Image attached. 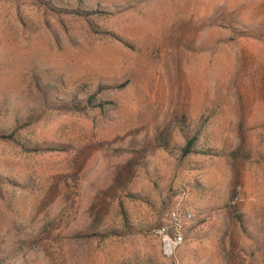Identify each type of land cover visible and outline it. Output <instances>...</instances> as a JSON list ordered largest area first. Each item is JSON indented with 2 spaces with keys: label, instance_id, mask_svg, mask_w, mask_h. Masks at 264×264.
I'll list each match as a JSON object with an SVG mask.
<instances>
[{
  "label": "rangeland",
  "instance_id": "1",
  "mask_svg": "<svg viewBox=\"0 0 264 264\" xmlns=\"http://www.w3.org/2000/svg\"><path fill=\"white\" fill-rule=\"evenodd\" d=\"M0 264H264V0H0Z\"/></svg>",
  "mask_w": 264,
  "mask_h": 264
},
{
  "label": "trees",
  "instance_id": "2",
  "mask_svg": "<svg viewBox=\"0 0 264 264\" xmlns=\"http://www.w3.org/2000/svg\"><path fill=\"white\" fill-rule=\"evenodd\" d=\"M12 138V137H11ZM12 140V139H11ZM195 139H192L191 141H189L188 142V144H187V146H186V148L184 149V155H188V154H190V153H192L193 151H192V147H193V145H194V143H195Z\"/></svg>",
  "mask_w": 264,
  "mask_h": 264
},
{
  "label": "built area",
  "instance_id": "3",
  "mask_svg": "<svg viewBox=\"0 0 264 264\" xmlns=\"http://www.w3.org/2000/svg\"><path fill=\"white\" fill-rule=\"evenodd\" d=\"M167 250H168V251H170V250H171V245H169V246L167 247Z\"/></svg>",
  "mask_w": 264,
  "mask_h": 264
}]
</instances>
